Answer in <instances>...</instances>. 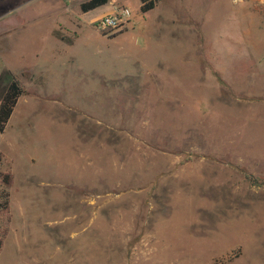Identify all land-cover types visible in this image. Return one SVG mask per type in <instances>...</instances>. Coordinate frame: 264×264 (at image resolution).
<instances>
[{"label":"rangeland","instance_id":"1","mask_svg":"<svg viewBox=\"0 0 264 264\" xmlns=\"http://www.w3.org/2000/svg\"><path fill=\"white\" fill-rule=\"evenodd\" d=\"M83 1L0 0V264H264V0Z\"/></svg>","mask_w":264,"mask_h":264},{"label":"trees","instance_id":"2","mask_svg":"<svg viewBox=\"0 0 264 264\" xmlns=\"http://www.w3.org/2000/svg\"><path fill=\"white\" fill-rule=\"evenodd\" d=\"M158 1L159 0H140V6L138 10L141 13H145L151 10L152 8H154ZM106 2L107 0H86L81 2L79 6L83 12H87L105 4ZM112 31L113 29H105V30H100L99 32L101 34L114 36L115 32ZM55 35L61 39L65 38L63 36H59L57 32H55ZM68 42L71 41L68 40ZM23 93H24V89L20 84V82L18 81V79L16 78V76H14L10 70L6 69L5 67H2V69L0 70V133L4 131L6 124L17 103V100ZM231 166H235V168L244 171L236 164L235 165L231 164ZM1 176L6 186L11 185L12 182L11 172L8 171L6 173H2ZM245 179L250 184L264 186V177L253 176L248 173H245ZM0 207H1L0 212H3V215L8 216L9 207H8L7 196H5V199L1 202ZM6 232H7L6 227H4L0 231V248L2 246V241L4 236L6 235ZM237 256L238 253H235L234 255H231L228 258V260H231Z\"/></svg>","mask_w":264,"mask_h":264},{"label":"built area","instance_id":"3","mask_svg":"<svg viewBox=\"0 0 264 264\" xmlns=\"http://www.w3.org/2000/svg\"><path fill=\"white\" fill-rule=\"evenodd\" d=\"M244 0H231L233 4H240ZM131 9L126 5H112L106 13L95 20L97 30L119 29L127 24L131 17Z\"/></svg>","mask_w":264,"mask_h":264},{"label":"crops","instance_id":"4","mask_svg":"<svg viewBox=\"0 0 264 264\" xmlns=\"http://www.w3.org/2000/svg\"><path fill=\"white\" fill-rule=\"evenodd\" d=\"M158 4H156L155 5V7L157 6ZM255 5H256V3H253V5L251 6V8H250V12H248L249 13V20H250V27H252V26H256V28L258 29V30H261V31H264V27H263V25H264V3H261V4H259V7H255ZM139 6H140V0H139V4H138V8H139ZM153 9V8H152ZM245 9H246V6L245 7H243L240 11L242 12V14H243V16H242V19H247L246 18V15L248 14V13H246V11H245ZM159 10V9H158ZM139 11V10H138ZM157 12V11H156ZM257 18V19H256ZM255 21H257L256 22V25H253L254 23H255ZM250 27H247V33L249 34V37L248 38H252L253 37V34H252V32L250 31ZM260 34V33H259ZM52 35V34H51ZM255 35V34H254ZM53 36V35H52ZM249 42H250V44H251V46L253 47V48H256V49H258L259 47H262V48H259V49H263L264 48V44L261 42V41H253V40H249ZM19 99V98H18Z\"/></svg>","mask_w":264,"mask_h":264}]
</instances>
